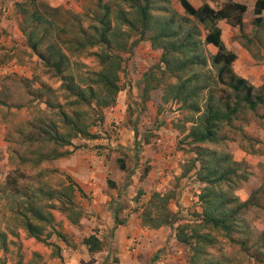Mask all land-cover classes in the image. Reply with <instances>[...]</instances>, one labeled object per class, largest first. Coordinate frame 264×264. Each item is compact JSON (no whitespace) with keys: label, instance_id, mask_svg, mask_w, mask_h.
<instances>
[{"label":"trees","instance_id":"obj_1","mask_svg":"<svg viewBox=\"0 0 264 264\" xmlns=\"http://www.w3.org/2000/svg\"><path fill=\"white\" fill-rule=\"evenodd\" d=\"M179 4L183 14L172 8L170 0H95L85 25L62 7L16 0L19 29L28 48L46 74L59 83L56 90L42 85L30 92L48 114L30 121L26 133L18 131L23 135L20 145L27 149L19 161L37 169L69 157L73 150L67 148L77 139L96 140L92 128L103 123L104 110L118 101L123 54H131L140 42L147 41L159 53V60L141 75L140 100L148 102L152 92L159 90L162 104L171 103L182 112L180 130L193 154L183 177L193 171L201 188L197 197L200 212L191 214L190 220L170 209L174 192H152L140 208L141 226L173 229L177 243L188 249V264H226L210 252L217 249L218 236L255 263L264 264V232L254 236L248 217L253 208L264 212V206L257 204L254 194L245 201L235 195L251 172L246 162L235 161L225 147L227 128L236 130L235 122L247 123L248 113L264 106V84L256 87L234 71L237 55L226 47L218 26L224 21L237 28L249 53L251 46L264 51V0L253 5L250 32H245L246 4L226 1L220 7L203 3L197 8L188 0H179ZM207 46L215 52L210 53ZM84 55L94 62V69H83L84 64L72 61ZM260 57L264 62V54ZM244 151L254 153L250 147ZM117 167L127 171V161L117 160ZM37 175L41 178L43 173ZM65 177L66 183L59 188L26 190L19 188L17 180H6L0 186V202L4 201L8 215L7 226L0 228V264H8L11 247L18 258L15 264H23L19 231L50 247L53 257L61 258L56 241L75 246L63 230L62 218L72 225L79 223L84 211L75 202V194L83 193L70 176ZM106 183L114 187L111 180ZM82 244L90 254L104 248L95 234L85 237Z\"/></svg>","mask_w":264,"mask_h":264},{"label":"rangeland","instance_id":"obj_2","mask_svg":"<svg viewBox=\"0 0 264 264\" xmlns=\"http://www.w3.org/2000/svg\"><path fill=\"white\" fill-rule=\"evenodd\" d=\"M39 1L48 3L46 0ZM104 1L110 2V0ZM94 3L95 0H66L65 4L57 6L48 4L69 10L73 16L87 25L89 21L86 16L94 8ZM170 3L174 10L179 14H183L179 0H170ZM0 5L7 7L8 16L9 7L4 3H0ZM114 8L117 9V6L114 5ZM252 19L253 13L251 11L245 14V32L251 31L249 23ZM218 26L222 30V39L225 45L231 47L234 51L238 52L243 49L246 52V55L239 57L234 64L236 72L246 77L256 87L264 84V62L263 57H260L261 55L263 56L264 51H259L258 48L251 46L252 53H249L243 48L244 41L239 38L237 30L224 26L223 23L218 24ZM4 36L5 31L0 39ZM210 51L215 52L214 49ZM1 56L0 53L1 63H10L9 60ZM123 58L124 74L120 77L121 91L118 94L117 101V104L122 103V106L117 111L110 110L112 107L104 110L103 123L92 128V133L98 136V138L96 140H75L73 146L76 148H73V146L67 148L73 150V153L69 157L50 163H43L37 169L31 167L29 164L20 163L19 155L27 154V149L25 146L20 145L23 135L18 131L21 130L26 133L30 121L42 116L44 113L48 114L42 103L32 99L30 92L40 89L42 85L50 86L56 90L59 83L46 74L45 69L38 61L32 60L31 54L28 60L22 55L23 61L28 62V71L24 70L23 73L11 71L6 75H0V186L6 180L9 182L17 180L19 188L26 190L36 188L37 186L59 188L66 183L65 175L68 174L73 179L72 175L67 173L64 168L69 165V161L74 155H78L79 152L84 151L94 152L95 154L100 153L104 155L105 161L108 162V171H113L107 179L114 182V184L120 182L121 188H124L122 186L125 184L127 186L132 184L131 192L125 191L127 199L125 200V204L124 202L120 203L119 210L124 208L132 210L133 208L137 213L148 200L150 194L154 192V187L152 185L149 186L148 183L147 175L152 167L150 159L145 152L152 145L155 146V140L160 138L157 132L161 128L168 127V129H171L168 134L171 136L169 140H171L173 152H181L184 159L183 162H177V168L180 171L177 175L173 174V179L169 182L168 186H165L164 190L162 189L160 192L175 193L176 189L187 188L192 193V201H189V205L185 207V211L181 215L190 220L191 214L200 212L199 205L194 202L193 198L196 196V191L200 190L201 185L196 182L193 171L184 177L185 184L184 186L181 185L184 169L189 165V160L193 157V154L190 152L191 145L185 141L184 134L180 130L183 121L182 112L176 105L171 103L162 104L160 99L161 92L159 90L152 92L148 102L142 104L140 100L141 75L147 68L158 63L159 53L152 50L147 41H142L131 54H123ZM72 61L84 64L83 69L95 68L94 62L85 55L80 58H72ZM54 95L59 97V93ZM235 126L236 130L227 128L229 140L225 146L227 151L232 153L233 157L237 156L236 153L238 154L240 149L244 150L246 147L248 149L250 147L252 152L259 151L264 154V106L259 107L255 113H248L247 123L237 121L235 122ZM78 146L85 147L77 148ZM120 159L127 161V171H120L118 169L117 160ZM249 164L252 175L248 184L243 189L249 195L253 190L261 188L257 199L260 204H264V159L259 161V159L257 160L255 157H252V161ZM53 169H57L58 173L52 172ZM38 172L43 173L41 178L37 175ZM10 184L12 185V183H9L8 186ZM108 188L117 190L116 185L115 187L108 186ZM75 202L81 206V201ZM173 203H176L175 198L170 204ZM4 207V201L0 202V228L2 229L7 226L8 222V215ZM86 215L84 214L83 216L86 218ZM57 217L58 219L61 218L58 215ZM248 217L251 219L254 236H258L261 232H264V213L262 211L253 209ZM66 224L67 221L63 220V225L66 226ZM67 228L70 229V226ZM72 228L75 229L76 227ZM75 230H78L79 238L86 236L88 233L86 231L82 232L79 228ZM168 230L173 235V229L168 228ZM19 233L22 244L21 254L24 257L23 264H27L31 260L34 252L40 255V258L37 259V264H46V261H43V259H49L51 248L27 239L23 231H19ZM218 239L220 242L217 249L210 251L215 258L226 264H258L248 255L239 251V248L230 245L219 236ZM103 244L106 246V242H103ZM172 244V251L178 253L181 250L182 254L180 258L175 259V261L169 264H188V249L177 242ZM161 250L154 256L153 262L161 260L164 249ZM177 255L175 254V256ZM6 259L8 264H15L18 258L14 247H11ZM162 260H165V258L163 257Z\"/></svg>","mask_w":264,"mask_h":264},{"label":"crops","instance_id":"obj_3","mask_svg":"<svg viewBox=\"0 0 264 264\" xmlns=\"http://www.w3.org/2000/svg\"><path fill=\"white\" fill-rule=\"evenodd\" d=\"M15 1L16 0H0V3H4L9 7V15L4 17L1 21L5 36L0 39V53L4 58L9 60L10 63L3 64L0 62V75L2 76L11 71L21 73H23L24 70L28 71V62L23 61L22 55L28 60V57L31 54L32 60L38 61L36 56L31 53L26 44L25 37L20 32V17L14 8ZM46 1L57 6L65 4L66 0ZM188 1L196 8L203 3H208L213 7H220L226 1L243 3L248 6L247 14L249 11L252 12L256 0ZM221 23H223L224 26L237 30V28L230 27L224 21H220L218 24ZM226 47L236 53V61L239 57L246 55V52L243 49L237 52L227 45ZM207 49L210 51L214 48L212 46H207ZM234 71L236 72L235 69ZM238 75L242 76L241 74ZM242 77L247 79L244 76ZM121 106L122 103L116 104L110 110L117 111ZM115 117L116 119L118 118L117 115ZM170 131L171 129H168V127L164 129L161 128V130L157 132L160 135V138L155 140L156 147L152 145V147L145 152L150 159V165L152 167L147 175L148 183L149 186L152 185L154 187V191L158 192L162 189L164 190L165 186H168L169 182L173 179V174L177 175L180 171L177 168V162H183L184 159L181 152H173V148L171 147L172 143L171 140H169L171 136L168 134ZM239 152L238 154L236 153L237 156L233 157L234 160L244 161L247 163L248 167L250 166L249 163H251L252 157H255L257 160L259 159V161L264 159V154L259 151L248 153L243 149H240ZM64 169L67 173L72 175L74 182L81 189L83 195L81 196L76 192L75 201H81L80 207L83 209L84 214L87 215L86 218L83 216L84 218L82 217L76 225H72L62 218V221H67L66 226L63 225V230L72 238L75 246L72 248L66 247L63 243L56 241L61 247V258L53 257L51 255V249L49 259H43V261H46V264H169L170 262L175 261V259L181 257V250H179L178 253L172 251V243L177 241L168 228L150 229L142 227L139 219L140 211H137L136 213L133 208L132 210L130 208L119 210L120 203L124 202L125 204V200L127 199L125 191L128 190L131 192L132 184L128 186L125 184L122 186L124 188H121L119 185L120 182H116L114 187L116 185L117 190L108 188L106 180L113 171H108V162L105 161L104 155L88 151L79 152L78 155L76 154L70 159L69 165ZM131 179H133V177H131ZM181 180V185L184 186L185 178L182 176ZM248 182L244 184L241 189L237 190L235 195L238 196L241 201H245L251 194H254V198L257 202V195L260 194L261 188L253 190L248 195L245 189H243ZM198 193L199 191H196V196L193 198L196 203L198 200ZM175 200L176 203L170 204V209L173 212H179L180 214L184 213L185 207L189 205V201H192V193H190V190H187V188L176 189ZM257 204L264 206V204H260L259 202H257ZM259 211L261 210L259 209ZM116 221L120 222V224L116 225ZM69 226L70 229L67 228ZM72 227L79 228L82 232L86 231L88 233L86 236H81L79 238L78 230H75L76 228L74 229ZM90 234H95L99 240L106 242V246H104L102 251L94 254L88 253L86 247L82 244V240ZM30 240L34 241V239ZM52 241H55V239H52ZM131 241L136 242L135 252H129L127 250V246ZM161 249H164L161 260L159 259L153 262L154 256H156L159 251H162ZM262 252H264L263 248ZM175 254L178 255L175 256ZM163 257L165 260H162ZM39 258L40 255L37 252H34L33 257L29 260L30 264H37V259Z\"/></svg>","mask_w":264,"mask_h":264},{"label":"built area","instance_id":"obj_4","mask_svg":"<svg viewBox=\"0 0 264 264\" xmlns=\"http://www.w3.org/2000/svg\"><path fill=\"white\" fill-rule=\"evenodd\" d=\"M8 14V10L7 7L4 5H0V37L2 36V34L4 33V29L1 25V21L4 17H6ZM127 250L129 252H135L136 251V242L135 241H131L130 244L127 246Z\"/></svg>","mask_w":264,"mask_h":264}]
</instances>
